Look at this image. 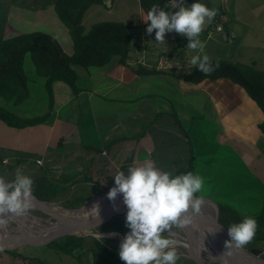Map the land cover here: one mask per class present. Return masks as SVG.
I'll return each mask as SVG.
<instances>
[{
    "label": "crops",
    "instance_id": "1",
    "mask_svg": "<svg viewBox=\"0 0 264 264\" xmlns=\"http://www.w3.org/2000/svg\"><path fill=\"white\" fill-rule=\"evenodd\" d=\"M141 10L140 25L147 27ZM230 16L229 28L237 37L236 20ZM214 20L199 37L211 59L219 53L210 41ZM259 27L264 30V20L253 25ZM133 34L127 64L116 55L104 66L76 67V92L56 81L53 109L44 122L12 127L0 119V177L15 176L19 168L33 179V192L77 208L113 187L112 176L118 170L127 174L130 164L148 160L175 174L193 162L194 174L204 181L197 195L216 202L220 216L223 209L229 223L246 215L257 219L264 203V134L258 126L264 114L257 103L227 78L186 80L197 52L175 46L180 34L158 43L161 48L148 44L138 31ZM253 40L252 53L240 50L239 61L263 69L264 35ZM140 65L159 72L140 74ZM32 68L24 102L0 97V105L21 118L49 110L48 94ZM55 185L62 187L60 192L52 189Z\"/></svg>",
    "mask_w": 264,
    "mask_h": 264
},
{
    "label": "clouds",
    "instance_id": "2",
    "mask_svg": "<svg viewBox=\"0 0 264 264\" xmlns=\"http://www.w3.org/2000/svg\"><path fill=\"white\" fill-rule=\"evenodd\" d=\"M169 7L174 11L165 10ZM218 12L216 7L210 9L200 2L188 5L185 0H170L163 8L153 4L144 19L150 22L146 32L151 34L155 30L156 42L162 44H165V34L173 31L187 38V48L197 52L190 63L199 72L210 75L219 63L213 65L204 52L205 43L199 37L205 24L211 23ZM112 177L115 184L107 198L114 203L117 195L122 194L127 208L125 224L130 229L119 244L120 260L125 264H177L180 257L176 242L170 238L171 229L173 226L186 227L194 216L201 214L205 201L197 193L203 188V178L191 171L173 175L159 170L148 160L130 164L127 174L118 170ZM32 192L33 179L19 168L12 181L0 177V226L31 210ZM92 209L98 216L99 205H93ZM257 228L256 219L247 215L239 223L228 226L230 239L224 242L221 258L243 249L252 241ZM166 231L167 235L164 234ZM208 232L215 234L216 228H210Z\"/></svg>",
    "mask_w": 264,
    "mask_h": 264
},
{
    "label": "trees",
    "instance_id": "3",
    "mask_svg": "<svg viewBox=\"0 0 264 264\" xmlns=\"http://www.w3.org/2000/svg\"><path fill=\"white\" fill-rule=\"evenodd\" d=\"M191 1L185 0L188 5ZM98 3H103V0L55 1V11L61 21L68 26L73 40L74 52L71 55L67 54L59 41L47 32L31 31L9 37H0V97L5 98L7 101L13 100L15 103H22L29 97V68L26 62L30 58L33 63L32 73L36 75L37 80L42 81L44 91L49 98V110L43 115L32 118L18 117L6 107L0 105V119L4 123L12 127H25L44 122L53 109V85L56 81L65 82L75 92L77 91L78 73L76 67L78 66L84 68L104 66L116 55L120 56L119 61L121 64L128 63L129 52L135 40L133 23L105 20L96 22L88 32H85L83 25L85 12L93 4ZM140 4L147 15L153 4H158L163 8L166 4H170V0H140ZM165 10L174 11L171 7ZM187 43V38L180 36L176 38L175 46L184 47ZM211 61L213 65L218 62L219 67L210 75L199 72L194 66L191 72L185 75V79L194 83H199L206 79H230L246 90L264 114V68L258 69L252 64L232 62L220 58H213ZM136 71L140 74L159 72L156 69H146L141 65ZM258 126L264 134V120ZM189 171L194 173L193 162H190L187 167L177 170L175 175ZM111 187L108 185V189ZM258 218L264 224V205ZM257 238V241L264 239V234L259 235ZM77 239L80 238L75 237L60 248H71L73 244H76ZM42 263L44 264V262Z\"/></svg>",
    "mask_w": 264,
    "mask_h": 264
},
{
    "label": "rangeland",
    "instance_id": "4",
    "mask_svg": "<svg viewBox=\"0 0 264 264\" xmlns=\"http://www.w3.org/2000/svg\"><path fill=\"white\" fill-rule=\"evenodd\" d=\"M55 1L56 0H0V37L14 36L23 32L43 31L54 36L67 54H73V40L68 26L61 21L55 11ZM110 1L112 2L110 6L103 2L93 4L88 8L83 18L85 32H88L96 22L105 20L133 23L134 33L138 31L141 37L143 36L144 40L148 39V44L150 42V45L161 48L158 43L153 42L155 30L151 34H148L146 32L147 27L140 25V13H142L141 9L143 8H141L137 0ZM195 2L203 3L210 9L213 7L218 8L219 12L216 17L224 13L228 15L233 14V18L236 20L234 29L237 32V37L232 44L226 43L222 39L219 31H212V38L210 41L219 47L217 58L224 60L227 58V61L240 62L238 57V52L240 50H242L244 54L252 53L255 35H264V30H262L261 27L257 29L253 28L256 21L264 20V0H195ZM206 28H208V26ZM206 28L204 29L206 30ZM176 34L178 33L175 31L166 33L165 41ZM178 36L182 35L180 34ZM26 65L28 68L33 66L30 58L27 59ZM2 177L6 181H12L15 178L14 173L12 176L3 175ZM35 188L34 186L33 189ZM61 188V186L57 185L52 187L55 191ZM45 189L47 192L50 186H45ZM57 192H60V190ZM66 202L68 203L69 201ZM263 205L264 203L259 204V209H261ZM210 207L215 213V207L213 205H210ZM224 212L225 211L222 209L220 220L223 224H226V226H230L233 223H229V219ZM30 213L44 217L43 213L36 208H31ZM125 215L126 213H122L114 215V217ZM125 220L114 225L102 227L98 232L107 231L110 233L112 231H118L125 236V234L130 231V229L126 227ZM256 221L258 228L255 236L246 246L248 248L260 246L264 249V242L257 241V237L264 234V224L260 222L259 218H257ZM9 226H11V224H9ZM173 231L182 233L181 227H174ZM164 234L167 235V232ZM77 238L80 239H77L76 244H73L71 248H59L54 250L38 249L32 245L23 244V240L13 245L0 242L2 246L12 247L8 250L0 247V249H2L0 250V264H43L42 262H44V264H125V262L120 260L119 251L116 250L117 248L119 249L118 245L123 240L119 234L113 236L108 235L107 237H96L89 234ZM170 238L174 240V235L170 234ZM176 250L180 257L177 264H198L194 260L183 256L185 251L179 250L177 247Z\"/></svg>",
    "mask_w": 264,
    "mask_h": 264
},
{
    "label": "water",
    "instance_id": "5",
    "mask_svg": "<svg viewBox=\"0 0 264 264\" xmlns=\"http://www.w3.org/2000/svg\"><path fill=\"white\" fill-rule=\"evenodd\" d=\"M103 2L108 6L111 5L110 0H103ZM158 169L166 171L160 168ZM171 174L175 175L174 173ZM110 189L94 195L77 208L63 207L55 202L48 201L39 193L32 192V195L35 196L32 198V209H39L44 214V217L41 218L50 220L51 223L57 226L60 232L65 233L64 237L59 241L48 242L45 239L29 235L18 217H12L7 222L17 227V232L21 235L23 244H29L42 250L59 249L73 238L89 234L96 237H107L113 233L116 235L119 234L124 238L118 231H112L110 233L107 231L98 232L102 227L114 225L126 219V215L114 217V213L118 211L123 196L122 194H118L113 203L107 198V193ZM203 199L215 207L214 218L208 220L204 218L203 214H200L193 217L190 225L181 227L182 233L173 231L174 241L176 242L175 247L185 251L183 256L194 260L198 264H225V259L227 260V264H264V249L262 247H254L251 249L244 247L243 249L235 250L234 254L230 257L221 258L222 253L225 251L224 242L230 239L228 236V227L220 220L218 204L211 199ZM96 204L99 205L98 216L97 211L92 209L93 205ZM64 211H67V214H64ZM199 222L217 227L220 231L218 234L206 232L200 227ZM88 229L91 230L87 231ZM0 247L5 249L12 248L2 245Z\"/></svg>",
    "mask_w": 264,
    "mask_h": 264
},
{
    "label": "bare ground",
    "instance_id": "6",
    "mask_svg": "<svg viewBox=\"0 0 264 264\" xmlns=\"http://www.w3.org/2000/svg\"><path fill=\"white\" fill-rule=\"evenodd\" d=\"M33 197L35 196L32 195V198ZM202 208H205V210L202 209L201 211V214H203L204 218H207L208 220L214 218V212L211 209L209 203L205 202ZM63 213L67 214V211H64ZM122 213H127V208L124 205L123 200L119 205L118 211H116L114 215H119ZM18 218L20 219L22 225L24 226V229H26V232H28L29 235L45 239L48 242H53L54 240L60 239L65 235V233L60 232L57 226L54 223H51L50 220L43 219L37 215H33L32 213H30V211L25 216ZM11 226H9L8 222L5 225L0 226V242H2L3 244L13 245L23 240L21 235L17 232V227ZM200 227H202V229L206 232H208L210 228H216L215 234H218L220 231L217 227L209 226L208 224H204L203 222L200 223ZM90 230L91 229H88L87 231ZM171 234H173V232ZM113 235L115 234H110V236Z\"/></svg>",
    "mask_w": 264,
    "mask_h": 264
},
{
    "label": "built area",
    "instance_id": "7",
    "mask_svg": "<svg viewBox=\"0 0 264 264\" xmlns=\"http://www.w3.org/2000/svg\"><path fill=\"white\" fill-rule=\"evenodd\" d=\"M228 14H222L216 18L215 25L213 29H217L222 33V39L228 43L231 44L234 42V39L236 38V33L229 28L231 17Z\"/></svg>",
    "mask_w": 264,
    "mask_h": 264
}]
</instances>
